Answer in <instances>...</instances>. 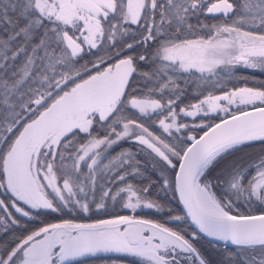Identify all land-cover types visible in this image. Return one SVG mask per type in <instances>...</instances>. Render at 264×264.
<instances>
[{
	"label": "snow or ice",
	"instance_id": "6c2138e0",
	"mask_svg": "<svg viewBox=\"0 0 264 264\" xmlns=\"http://www.w3.org/2000/svg\"><path fill=\"white\" fill-rule=\"evenodd\" d=\"M242 70L264 0H0V264H264Z\"/></svg>",
	"mask_w": 264,
	"mask_h": 264
},
{
	"label": "trees",
	"instance_id": "16d2710c",
	"mask_svg": "<svg viewBox=\"0 0 264 264\" xmlns=\"http://www.w3.org/2000/svg\"><path fill=\"white\" fill-rule=\"evenodd\" d=\"M238 76L247 77L249 80V86H259L261 82H264V73L259 71H251V70H242L238 72ZM255 83H252V81ZM242 86V85H238ZM126 214V213H124ZM141 215L151 217V213H141ZM99 216V214H97ZM100 218H106L100 216ZM159 218V217H155ZM113 261H117L118 264H136L137 258L131 256H122L119 254H101L99 257L90 258L87 261V264H113Z\"/></svg>",
	"mask_w": 264,
	"mask_h": 264
}]
</instances>
